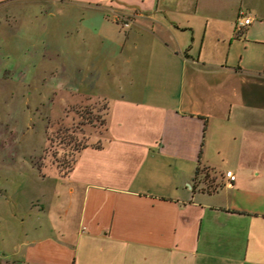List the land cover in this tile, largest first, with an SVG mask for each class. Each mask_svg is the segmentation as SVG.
<instances>
[{"label": "crops", "instance_id": "0c3cea01", "mask_svg": "<svg viewBox=\"0 0 264 264\" xmlns=\"http://www.w3.org/2000/svg\"><path fill=\"white\" fill-rule=\"evenodd\" d=\"M31 1L0 0L24 10L0 18V70H33ZM43 1L34 70H92L107 122L0 235V264H264V0Z\"/></svg>", "mask_w": 264, "mask_h": 264}, {"label": "rangeland", "instance_id": "374dc122", "mask_svg": "<svg viewBox=\"0 0 264 264\" xmlns=\"http://www.w3.org/2000/svg\"><path fill=\"white\" fill-rule=\"evenodd\" d=\"M31 4L33 22L20 28L16 36L24 38L26 46L32 39L33 70L21 67L0 70V235L4 236L0 237L3 238H9V233L14 234V229L20 228L18 217L27 210V203L33 201L32 207H40L38 199L44 197L47 187L54 185L52 176L66 175L64 172L83 144L99 143L95 138L105 131L109 108L107 101L87 96L92 95V70H34L45 55L51 54L43 48L48 20L40 17L43 9L51 7L43 0H33ZM22 14L24 10L20 7L15 11L6 9L0 18H18ZM126 18L131 20L130 15ZM6 29L8 26L1 27L2 31ZM15 51L22 58L28 57L27 49ZM6 52L1 50L2 63L8 61ZM24 60L28 61L20 59ZM59 71L66 72L63 80ZM60 83L64 88L59 87Z\"/></svg>", "mask_w": 264, "mask_h": 264}, {"label": "built area", "instance_id": "2783aa9c", "mask_svg": "<svg viewBox=\"0 0 264 264\" xmlns=\"http://www.w3.org/2000/svg\"><path fill=\"white\" fill-rule=\"evenodd\" d=\"M252 22V17L244 15L243 12H240L236 19V31L241 32ZM122 24L124 27H128L130 25V20L128 18L122 19ZM226 176L229 178V181L235 180L236 176L232 170L226 171Z\"/></svg>", "mask_w": 264, "mask_h": 264}, {"label": "trees", "instance_id": "16d2710c", "mask_svg": "<svg viewBox=\"0 0 264 264\" xmlns=\"http://www.w3.org/2000/svg\"><path fill=\"white\" fill-rule=\"evenodd\" d=\"M88 145H90V144H83V145L78 149V153H77L76 156L73 158L72 163L68 165L67 170L64 172V173H66V175H67V174L71 171V169L73 168L74 163H75V161H76V159H77V156H78L79 152H80L84 147H86V146H88ZM65 165H67V163H64V166H65Z\"/></svg>", "mask_w": 264, "mask_h": 264}]
</instances>
